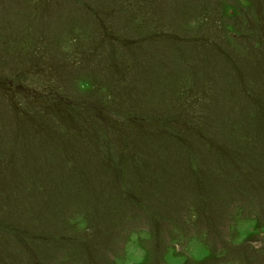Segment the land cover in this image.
<instances>
[{
    "label": "rangeland",
    "instance_id": "rangeland-1",
    "mask_svg": "<svg viewBox=\"0 0 264 264\" xmlns=\"http://www.w3.org/2000/svg\"><path fill=\"white\" fill-rule=\"evenodd\" d=\"M0 264H264V0H0Z\"/></svg>",
    "mask_w": 264,
    "mask_h": 264
}]
</instances>
